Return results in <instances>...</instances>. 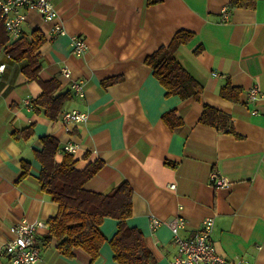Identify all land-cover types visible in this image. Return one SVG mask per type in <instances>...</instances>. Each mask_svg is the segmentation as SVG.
<instances>
[{
  "label": "crops",
  "instance_id": "0c3cea01",
  "mask_svg": "<svg viewBox=\"0 0 264 264\" xmlns=\"http://www.w3.org/2000/svg\"><path fill=\"white\" fill-rule=\"evenodd\" d=\"M52 2L65 34L51 37L52 23L36 9L28 11L22 25L24 39L31 41L35 29L46 37L36 51L40 80L28 78L27 58L11 53L8 41L0 46V65L5 64L0 70V264H13L1 246L19 220L48 221L58 212L59 204L38 178L43 135L58 139L57 162L66 144L72 145L77 169L104 161L85 183L87 189L106 194L123 181L131 185L127 222L142 231L154 257L151 264H171L177 257L179 248L166 222L178 216L186 220L179 232L187 239L213 216L212 239L219 254L239 264H264V0L250 7H230V0ZM225 7L228 18H223ZM181 29L195 33L176 57L202 85L198 98L166 95L145 62ZM73 34L87 43L82 55L72 51ZM65 64L71 78L62 73ZM79 79L85 96L71 87ZM106 79L111 82L105 84ZM41 81L52 82L54 95L64 94L57 117L37 104ZM254 84L260 95L249 101ZM206 105L226 115L219 116L222 125L201 121ZM71 109L86 112L87 120L65 122L62 114ZM172 109L183 120L175 128L164 116ZM25 166L29 173L22 175ZM213 171L228 184L216 186ZM152 216L164 222L154 232ZM118 222L104 219L107 240L96 259L81 248L72 256L62 254L54 242L43 243L48 227L38 228L37 264H120L110 243Z\"/></svg>",
  "mask_w": 264,
  "mask_h": 264
},
{
  "label": "trees",
  "instance_id": "16d2710c",
  "mask_svg": "<svg viewBox=\"0 0 264 264\" xmlns=\"http://www.w3.org/2000/svg\"><path fill=\"white\" fill-rule=\"evenodd\" d=\"M255 1L230 0L229 6L250 7ZM194 35L195 33L189 30H178L168 45H162L145 58V62L152 68L154 75L166 88L168 96L178 95L182 99L190 96L198 98L203 91L202 85L176 57L177 50L189 42ZM8 40V32L0 17V46L7 43ZM45 40V35L35 29L31 41L20 37L7 46L14 55H16L14 52L16 51L17 55L27 58V63L23 68L28 78L40 80L39 71L42 62L36 51ZM18 44L22 46L21 49L16 46ZM110 82L111 79H106L104 83ZM41 83L44 90L37 97V104L45 108L47 115L57 117L56 113L61 108L60 102L64 94L54 95L55 87H52V82L41 81ZM221 115L225 119L227 118L217 109L206 105L201 115V121L219 126L222 125L219 121ZM164 116L173 128L183 123V120L176 116L174 109L166 112ZM221 122L224 124L227 121L222 120ZM227 129L230 131L231 127L229 126ZM41 139L43 148L38 150L37 156L42 168L38 178L47 196L59 204L57 214L47 221L48 229L42 236L43 243L47 245L54 242L59 251L66 256H72L76 248H81L88 252L93 259H96L101 246L107 240L102 229L104 219L115 217L119 220L118 229L110 239L115 259L120 264L153 263V254L145 243L142 231L137 227L130 226L127 222L132 213L133 190L131 185L127 181H123L106 194L87 189L85 183L99 171L104 165V161L96 160L83 170L77 169V160L63 147V158L60 162L56 161L59 142L55 136L43 135ZM29 166H25L22 175L29 173Z\"/></svg>",
  "mask_w": 264,
  "mask_h": 264
},
{
  "label": "built area",
  "instance_id": "2783aa9c",
  "mask_svg": "<svg viewBox=\"0 0 264 264\" xmlns=\"http://www.w3.org/2000/svg\"><path fill=\"white\" fill-rule=\"evenodd\" d=\"M38 10L45 20L52 22L49 30L51 37L65 34L66 28L61 20L58 10L52 0H0V17L8 32V44L18 40L23 33V22L27 19L28 11ZM230 10L223 8V18L230 16ZM72 51L76 55H82L87 48L86 41L79 35H71ZM5 64L0 65V70ZM62 73L66 78H71L72 69L68 64L62 67ZM216 74V73H215ZM72 89L79 96H85L84 81L73 80ZM260 95V88L257 84L250 87L248 91V100L253 101ZM29 104V100L27 101ZM257 110H253L256 113ZM87 113L77 109L67 110L62 114L65 122H83L87 120ZM65 150H72V145L66 144ZM211 177L216 186L228 184L227 178L220 175L218 171H213ZM175 187V184H171ZM164 223L161 219L152 216L150 220L151 231L154 232ZM173 232V241L178 245L179 252L171 264H239L230 261L217 252L212 239L215 220L213 216H208L202 221V226L195 233L194 237L187 239L180 234V229L186 225V220L178 216L166 222ZM48 222L43 219H30L24 217L13 227V236L6 240L1 246V252L9 255L13 264H37L41 259V248L38 245L36 232L38 228H47Z\"/></svg>",
  "mask_w": 264,
  "mask_h": 264
},
{
  "label": "rangeland",
  "instance_id": "374dc122",
  "mask_svg": "<svg viewBox=\"0 0 264 264\" xmlns=\"http://www.w3.org/2000/svg\"><path fill=\"white\" fill-rule=\"evenodd\" d=\"M38 11V10H37ZM39 12V11H38ZM40 13V12H39ZM41 14V13H40ZM42 15V14H41ZM43 17V16H42ZM44 18V17H43ZM45 20V19H44ZM50 22V21H49ZM52 23V22H51ZM6 28V27H5ZM54 37V36H53ZM51 38V37H50ZM85 92H86V88H85ZM88 118V117H87Z\"/></svg>",
  "mask_w": 264,
  "mask_h": 264
}]
</instances>
